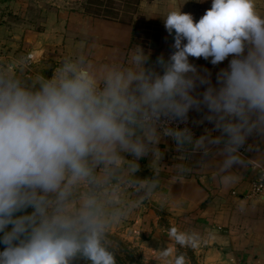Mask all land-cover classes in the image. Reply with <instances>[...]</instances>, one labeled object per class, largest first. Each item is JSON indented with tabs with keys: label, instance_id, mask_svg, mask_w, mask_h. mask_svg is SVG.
Returning a JSON list of instances; mask_svg holds the SVG:
<instances>
[{
	"label": "clouds",
	"instance_id": "9594fccd",
	"mask_svg": "<svg viewBox=\"0 0 264 264\" xmlns=\"http://www.w3.org/2000/svg\"><path fill=\"white\" fill-rule=\"evenodd\" d=\"M162 18L174 51L157 59L160 71L146 66L140 47L124 63L66 57L51 75L25 76L23 58L15 70L0 66V264H73L80 258L117 264L107 236L136 206L135 197L147 198L159 186V169L150 178L136 173L146 154L160 161L162 137L204 155L223 141L216 178L225 187L241 179L231 170L244 162L239 148L253 132L264 134L260 0H211L195 21L181 8ZM230 56L215 85L189 59L216 65ZM198 85L208 86L194 95ZM201 105L222 135L194 139L190 129L170 126ZM180 158L177 175L192 169ZM256 161L248 163L264 175V163ZM167 237L157 249L164 259L172 245L196 249L203 243L199 233L175 226ZM171 264H185V256Z\"/></svg>",
	"mask_w": 264,
	"mask_h": 264
},
{
	"label": "crops",
	"instance_id": "0c3cea01",
	"mask_svg": "<svg viewBox=\"0 0 264 264\" xmlns=\"http://www.w3.org/2000/svg\"><path fill=\"white\" fill-rule=\"evenodd\" d=\"M210 7L211 0H141L130 24L93 18L83 10H56L47 15V22L30 41L26 39L22 43L20 56L7 57L0 66L15 70V62L23 58L25 76L51 75V70L66 57L84 54L97 64L124 63L140 47L148 55L146 66L160 71L157 59L166 60L174 51L173 37L165 29L162 17L169 10L181 8L195 21ZM260 9L264 11V0H260ZM141 20L149 22L150 33L154 28L159 31L158 50L132 42L133 23ZM189 59L197 71L208 75L210 83L215 85L217 73L228 66L231 56L216 65L203 58ZM207 86L198 85L194 95L202 94ZM187 115L196 121L198 137L222 135L215 121L206 118L205 106L193 107ZM157 147L162 153L160 161L152 163L153 154H146L138 160L136 175L150 178L153 170L159 169V186L147 198L135 197L136 206L125 219L113 224L109 232L139 241L140 247L152 249L156 255L154 248L169 242L168 228L175 226L178 230L201 235L202 245L193 249L197 264H264V193L250 197L252 183L260 171L248 163L256 160L264 163V134L253 132L239 148L243 149L244 162L234 163L231 170L239 173L241 179L231 187L222 186L215 173L223 160V141L209 145L208 155L202 150L181 151L175 140L168 137H162ZM181 155L192 169L177 175L174 166L180 162ZM205 164L207 166L202 167Z\"/></svg>",
	"mask_w": 264,
	"mask_h": 264
},
{
	"label": "rangeland",
	"instance_id": "374dc122",
	"mask_svg": "<svg viewBox=\"0 0 264 264\" xmlns=\"http://www.w3.org/2000/svg\"><path fill=\"white\" fill-rule=\"evenodd\" d=\"M85 3L86 0H0V64H4L7 57L20 56L22 43L26 39L30 41L43 28L48 14L56 10H83ZM115 4L116 9L121 5L119 0ZM108 236L114 238H107L109 246L132 264H171L179 254L185 256V264H197V254L189 247L173 245L172 255L164 259L158 256L157 249L165 247V243L154 248L155 255L152 249L142 248L139 241L130 240L120 233L109 232ZM73 264L78 263L73 261Z\"/></svg>",
	"mask_w": 264,
	"mask_h": 264
},
{
	"label": "trees",
	"instance_id": "16d2710c",
	"mask_svg": "<svg viewBox=\"0 0 264 264\" xmlns=\"http://www.w3.org/2000/svg\"><path fill=\"white\" fill-rule=\"evenodd\" d=\"M116 1L118 0H86L83 6V13L97 19L132 23V16L138 12L141 0H119L121 5H119L117 9L114 7ZM150 29L152 28H150L149 22L147 21L141 20L139 23H133L132 42L142 47L158 50L161 35L156 28L153 29V32L151 30V33ZM25 212H31V208L26 209ZM107 238L114 240V238L109 236H107ZM114 253L117 264H132L131 261H127V258L122 257L115 251ZM74 262L78 264H88V262L82 258L76 259Z\"/></svg>",
	"mask_w": 264,
	"mask_h": 264
},
{
	"label": "built area",
	"instance_id": "2783aa9c",
	"mask_svg": "<svg viewBox=\"0 0 264 264\" xmlns=\"http://www.w3.org/2000/svg\"><path fill=\"white\" fill-rule=\"evenodd\" d=\"M29 59H31V55H29ZM170 126L177 127V128H188L193 133V138H197L199 134V130L197 127L196 121L187 115V118L183 121L180 120H173L170 122ZM172 138V137H168ZM243 149L239 152L242 154ZM264 193V175L258 174L255 181L252 183V192L250 197H257L261 196Z\"/></svg>",
	"mask_w": 264,
	"mask_h": 264
}]
</instances>
